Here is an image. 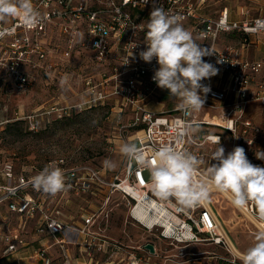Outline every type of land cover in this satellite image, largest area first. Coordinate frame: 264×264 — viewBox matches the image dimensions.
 I'll list each match as a JSON object with an SVG mask.
<instances>
[{
    "label": "built area",
    "instance_id": "built-area-1",
    "mask_svg": "<svg viewBox=\"0 0 264 264\" xmlns=\"http://www.w3.org/2000/svg\"><path fill=\"white\" fill-rule=\"evenodd\" d=\"M207 1L158 0L164 9L182 17L196 41L205 40L204 47L214 55L203 59L219 68L218 75L202 81L211 91L203 109L190 116L186 117L178 105L159 112L146 107L147 94L167 91L152 80L159 67L156 60L145 63L138 55L146 47L143 41L152 0L147 5L144 0H33L42 22L26 27L13 18L7 25L12 34L0 38V86L12 80L17 88L27 89L38 83L40 76L60 80L67 74L72 80L76 74L64 67L66 62L83 60L89 54L105 78L100 84L111 81V90L63 109L107 103L118 105L120 111L131 108L134 114L126 126L136 129L137 145L148 158L164 144L194 154L196 145H214L207 139L210 135L219 136L221 145L226 142L228 151L241 146L246 152L256 146L264 131V55L260 59L253 55L264 40V0L237 6V19L231 17L228 6L215 16H206ZM253 10L257 15H252ZM231 33L237 36L235 42L221 45V36ZM85 81L94 92L97 85L93 80L86 77ZM109 95L120 100L106 103ZM257 103L263 108L262 122L249 115L250 105ZM52 109H58L57 105ZM186 121L199 124L200 130L177 145V132ZM198 155L209 154L203 151ZM53 162L63 169L68 185L66 191L54 196L37 190L32 183L41 168L34 166L36 171L28 175L17 174L13 162L3 166L0 206L7 205L10 214L0 223L5 256L31 250L43 264H202L203 259H209L210 264L219 260L240 264L212 194L209 203L184 208L174 198L161 200L156 196L148 169L127 158L124 176H108L105 169L90 162L69 163L59 157L47 165ZM199 171L205 169L200 166ZM64 200L67 206L78 204L82 225L69 218ZM122 205L128 210L120 235L114 236V214ZM239 210L264 226L252 204ZM143 211L147 214L144 219ZM38 216L35 236L42 239L31 240L29 227ZM129 228L142 236L130 234ZM46 236H52L59 249L57 259L49 253L51 245L42 243ZM148 243L154 245V252L146 247ZM204 245L214 248L194 249Z\"/></svg>",
    "mask_w": 264,
    "mask_h": 264
},
{
    "label": "clouds",
    "instance_id": "clouds-1",
    "mask_svg": "<svg viewBox=\"0 0 264 264\" xmlns=\"http://www.w3.org/2000/svg\"><path fill=\"white\" fill-rule=\"evenodd\" d=\"M148 3L149 0H144L145 5ZM13 18L26 27L38 25L43 19L33 0H0V38L12 34L13 29L7 25ZM145 28L146 47L138 55L145 63L155 59L159 65L152 80L179 101L178 106L186 117L199 112L211 91L202 81L219 73V68L203 59L214 55L211 49L197 43L184 27L182 17L164 9L158 0H152ZM69 79L66 74L60 81L61 86L67 85ZM199 130V124L186 121L177 132L176 144ZM207 139L215 145L210 160L216 163H208L202 173L199 171L204 164L201 158L172 144L160 146L151 158L135 143H122L119 151L129 161L148 169L152 189L161 200L174 198L180 206L194 208L209 203L211 194L218 192L237 209L252 204L257 210L256 218L264 220V167L253 164L241 146L226 153L219 136L210 135ZM255 155L258 160H264V151ZM105 166L114 168L115 164L106 160ZM32 183L37 190L53 196L68 188L63 169L54 162L34 176ZM239 259L240 264H264V231L257 233L255 242Z\"/></svg>",
    "mask_w": 264,
    "mask_h": 264
},
{
    "label": "rangeland",
    "instance_id": "rangeland-1",
    "mask_svg": "<svg viewBox=\"0 0 264 264\" xmlns=\"http://www.w3.org/2000/svg\"><path fill=\"white\" fill-rule=\"evenodd\" d=\"M214 1L211 0V2ZM241 3L246 1L242 0ZM224 4L229 2L222 1L220 6ZM234 39L232 34H223L220 43L221 45L234 43ZM90 57L86 54L83 60L73 59L66 62L64 67L73 71L76 76L72 80L69 79L68 84L63 87L60 84L62 78L60 80L44 78L49 82L48 84L41 81L27 89L17 88L12 80L0 86V172L7 162H13L17 174L30 175L36 171L34 166L43 169L50 159L64 157L69 163H93L105 169L108 176L118 174L124 176L126 157L119 151L120 145L125 142L137 144V140L134 139L136 129L126 126L133 117L132 109L128 107L120 111L118 105L117 107L98 105L92 108L63 109V106L80 104L94 97L95 94L98 96L100 91L103 94L110 92L111 81L104 85L100 84L105 78L101 77L99 73L101 68ZM53 60H57L55 56ZM78 74L82 76H77ZM86 77L91 78L93 84L97 85L94 92L88 88ZM168 95L169 93L166 94L164 91H157L147 94L146 99L164 100L168 104L167 108H170L172 105L169 103L175 99ZM104 100L107 103L120 99L118 96L109 95ZM54 105H57L58 109L53 110ZM157 107V105L153 106V108ZM59 113H62L61 118L58 117ZM222 146L227 153L229 145L225 142ZM214 147L215 145H210L208 142L203 146L193 147L194 154L204 161L201 165L204 169L207 168L208 163L210 164L209 160ZM203 151L209 155H198ZM258 151H264V131L256 146L246 151L247 158L253 164L264 167V160L256 158L255 153ZM106 160L115 164V167L107 168ZM213 195H218V192ZM220 198L224 201L223 206L227 208V211H221L218 206L217 211L223 212L222 217L226 218L239 249L245 251L255 242V237L261 230L257 223L249 219L250 216L247 214L245 216L235 208L226 196L222 195ZM127 210V207L122 205L115 212L112 230L114 236L120 235V227ZM128 230L135 237H141L143 234L135 232L134 229ZM213 248L212 245H204L194 249L211 251ZM218 252L225 254L219 250ZM225 255L229 256V254ZM201 261L202 264H210L209 259ZM10 262L11 258L4 255L0 245V264H13ZM214 264L226 263L219 260Z\"/></svg>",
    "mask_w": 264,
    "mask_h": 264
},
{
    "label": "crops",
    "instance_id": "crops-1",
    "mask_svg": "<svg viewBox=\"0 0 264 264\" xmlns=\"http://www.w3.org/2000/svg\"><path fill=\"white\" fill-rule=\"evenodd\" d=\"M222 1L229 2V4H224L223 6H220ZM245 1L250 2L251 0H245ZM241 2H242V0H215L214 2H211V0H208L207 5L205 6L204 14L206 16H215V15L219 14L225 6H228V8L231 10V14H230L231 17L233 19H237L240 17V15L236 13L235 8L237 6H239L240 4H243ZM253 11L254 12H252V15L253 16L257 15L258 11H256V10H253ZM198 40H197L198 43L201 44L202 46H204L205 40L200 39V38H198ZM253 55L255 58H259V59L261 57H263V55H264V40L262 42H260L259 45L256 47V49L253 52ZM41 81H43L42 83H44V84L49 83V82L44 80V76H40L39 82H41ZM164 92L167 94L168 90L167 91L164 90ZM145 101H146L145 102L146 107L149 110L157 111V112L163 111V110H170V109H173L175 106L179 105V101L177 99H175L174 101L169 103L170 105H172V107H170V108H167L168 104L164 100H162V101H160V100H157V101L152 100L151 101L150 100L149 101V99H145ZM154 105H157L158 107L153 108ZM249 115L251 117H253L255 120H257L258 122H262L263 121V108H262L261 104H259V103L251 104L250 108H249ZM251 151H252V149H251ZM213 194L214 193H212V196L214 197L213 204H214L216 211H217V208H216L217 206L220 207L221 211H227V208L223 206L224 201H222V199L220 198V196H222L223 194H221V193H218V195H213ZM59 195L60 194H58V198H59ZM215 196H217V197H215ZM223 197H224V195H223ZM218 199L221 200V202H217ZM69 203L71 204V202H69ZM63 205L65 206L63 208L64 211L67 214H70L69 218L72 219L74 222H77L78 224L82 225L83 220H81L80 216L77 214L78 204L74 203L72 206H67L65 203V200H64ZM221 211L220 212L217 211L218 215L223 220L224 226L228 230L229 236H230L234 246H236V248L239 249L237 242H236V239L232 235V232H231V230L227 224L226 218L222 217L223 212H221ZM8 215H10V214L8 212L7 205L2 204V206H0V223H1V221H3L2 219ZM236 216H237V214H236ZM245 216H247V215H245ZM249 219L256 224V222L252 218L249 217ZM38 220H39V216L37 219L33 220L30 224L31 226L29 227L28 236L30 237L31 240L42 239V238L35 236L36 233H35L34 226L36 225V222H38ZM2 237H3L2 236V229L0 228V245H1L2 251L4 253L5 244L2 241ZM53 242H54V239L52 236H46L42 240V243H46L48 246L51 245V247L49 248V253L54 259H57L59 257V249L57 246L53 245ZM36 244L39 245V242L36 241ZM74 253L77 254L76 252H74ZM10 258H11L10 263H13V264H43L41 257L35 255V253L33 254L31 250L25 251V252H20V253L15 254L14 256H12Z\"/></svg>",
    "mask_w": 264,
    "mask_h": 264
},
{
    "label": "bare ground",
    "instance_id": "bare-ground-1",
    "mask_svg": "<svg viewBox=\"0 0 264 264\" xmlns=\"http://www.w3.org/2000/svg\"><path fill=\"white\" fill-rule=\"evenodd\" d=\"M135 138H136V136H134ZM133 137V138H134ZM134 138V139H135ZM217 202H220V200L218 199V201ZM220 212V211H219ZM248 216H250L256 223H257V225L259 226V229L261 230V231H264V226L260 223V222H258L257 220H255L251 215H249V214H247ZM147 217V214H146V212L145 211H143L142 212V216H141V218H146ZM233 243V242H232ZM236 245V244H235ZM233 251H234V253L238 256V257H240V255H241V253L243 252V251H241L240 249H237L236 248V246H234V244H233Z\"/></svg>",
    "mask_w": 264,
    "mask_h": 264
},
{
    "label": "water",
    "instance_id": "water-1",
    "mask_svg": "<svg viewBox=\"0 0 264 264\" xmlns=\"http://www.w3.org/2000/svg\"><path fill=\"white\" fill-rule=\"evenodd\" d=\"M146 247L149 248L152 252L155 251L154 245L152 243H148Z\"/></svg>",
    "mask_w": 264,
    "mask_h": 264
},
{
    "label": "trees",
    "instance_id": "trees-1",
    "mask_svg": "<svg viewBox=\"0 0 264 264\" xmlns=\"http://www.w3.org/2000/svg\"><path fill=\"white\" fill-rule=\"evenodd\" d=\"M233 35L234 38H237V36L234 34V33H231ZM99 105H110L111 107H113V105L110 103H107V104H99ZM226 263V262H224ZM227 264V263H226Z\"/></svg>",
    "mask_w": 264,
    "mask_h": 264
}]
</instances>
